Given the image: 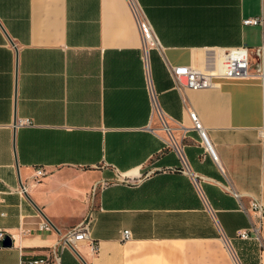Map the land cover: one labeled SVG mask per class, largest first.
<instances>
[{
	"label": "crops",
	"instance_id": "obj_1",
	"mask_svg": "<svg viewBox=\"0 0 264 264\" xmlns=\"http://www.w3.org/2000/svg\"><path fill=\"white\" fill-rule=\"evenodd\" d=\"M133 1L159 44L146 69L126 0H0V264L47 254L88 215L59 264H264L249 209L264 215V0ZM236 46L262 77L176 86L171 67L212 69Z\"/></svg>",
	"mask_w": 264,
	"mask_h": 264
},
{
	"label": "built area",
	"instance_id": "obj_2",
	"mask_svg": "<svg viewBox=\"0 0 264 264\" xmlns=\"http://www.w3.org/2000/svg\"><path fill=\"white\" fill-rule=\"evenodd\" d=\"M126 3L139 35L143 67L146 69L145 55L147 50L150 48H159V44L148 20L143 15L140 8L133 0H126ZM259 23V19H245L241 21L242 25H258ZM170 73L178 88L183 86L191 90L211 87L215 84L212 79H244L253 76L262 77L261 63L252 62L248 57L247 49L243 46L231 47L222 51L219 54L217 66L215 68L199 69L190 66H177L171 67ZM181 78L184 80L182 81ZM150 102L151 107L154 110L155 103L152 94H150ZM188 114L192 122V128L197 132L199 138L201 139V143L204 145L205 151L210 155L213 161H216V156L205 138L204 132L199 121L196 119L195 113L189 112ZM27 123H29L28 119H18L14 124L22 125ZM43 177H45V172L42 171L41 168H36L32 177L33 184L38 183ZM121 180L123 182L129 181V179L125 177H121ZM225 190L230 193L233 198L238 199V195L233 193L229 186L226 185ZM17 192L22 195L24 190L21 187ZM249 209L259 222L263 219V208L259 202L251 201L249 203ZM90 221V216H86V218L77 224V226L60 236L55 246L50 248L45 255L23 256L19 253L18 264H59V253L62 250L70 248L71 250L76 251L75 248L77 245L85 243L88 240V228ZM37 229L38 231H49L51 226L47 222L42 221L38 225ZM249 232L253 235V240L259 243V225L252 226ZM5 234V232L0 230V241L3 239ZM236 237L240 240H248L249 234L248 232L241 230L236 232ZM128 239L129 232L127 230L122 231V242L127 241ZM88 246L91 253L95 251L93 243L89 242Z\"/></svg>",
	"mask_w": 264,
	"mask_h": 264
},
{
	"label": "water",
	"instance_id": "obj_3",
	"mask_svg": "<svg viewBox=\"0 0 264 264\" xmlns=\"http://www.w3.org/2000/svg\"><path fill=\"white\" fill-rule=\"evenodd\" d=\"M14 124V122H13ZM11 245V241L7 236H4V238L1 241V247L2 248H9Z\"/></svg>",
	"mask_w": 264,
	"mask_h": 264
}]
</instances>
